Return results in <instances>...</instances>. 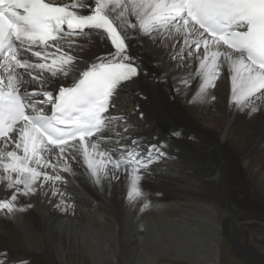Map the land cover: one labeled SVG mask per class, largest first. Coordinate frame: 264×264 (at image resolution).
<instances>
[{
  "label": "bare ground",
  "instance_id": "obj_1",
  "mask_svg": "<svg viewBox=\"0 0 264 264\" xmlns=\"http://www.w3.org/2000/svg\"><path fill=\"white\" fill-rule=\"evenodd\" d=\"M76 43L84 49L66 51L83 59L67 77L49 76L52 84L69 87L93 57L114 51L103 37ZM128 43L142 72L112 97L110 115L124 119L113 121L100 147L141 145L145 157L148 146L160 148L156 155L162 158L140 172L145 196L129 201L123 171L119 179L96 184L76 154L69 159L74 175L61 173L67 183L57 185L56 196L46 185L36 195L18 196L24 211L0 212L5 264H235L222 239L229 236L243 251L252 249L248 240L264 239L255 228L251 232L264 227V100L257 101L256 112L238 109L227 66L215 86L198 95V61L170 59L180 51L171 47L174 40L153 45L136 32ZM12 191L0 183V200ZM238 204L252 213H238ZM221 206L226 212L218 217Z\"/></svg>",
  "mask_w": 264,
  "mask_h": 264
},
{
  "label": "snow or ice",
  "instance_id": "obj_2",
  "mask_svg": "<svg viewBox=\"0 0 264 264\" xmlns=\"http://www.w3.org/2000/svg\"><path fill=\"white\" fill-rule=\"evenodd\" d=\"M136 32L153 45L174 40L171 47L180 51L170 59L198 61V95L214 87L227 66L238 109L256 112L257 101L264 100V0H0V183L13 190L0 200V212L24 211L18 196L36 195L46 185L56 196L57 185L67 183L61 173L74 175L69 159L76 154L96 184L119 179L123 171L129 201L145 196L140 172L152 163L151 155L135 147H100L113 121L124 119L108 115L111 98L142 72L128 51ZM101 37L113 52L93 57L69 87L50 82L49 76L67 77L83 59L66 49L82 51L85 45L76 41ZM182 82L187 86L188 80Z\"/></svg>",
  "mask_w": 264,
  "mask_h": 264
},
{
  "label": "rangeland",
  "instance_id": "obj_3",
  "mask_svg": "<svg viewBox=\"0 0 264 264\" xmlns=\"http://www.w3.org/2000/svg\"><path fill=\"white\" fill-rule=\"evenodd\" d=\"M163 159H165V158L163 157ZM221 208H223V209L221 210V209L217 208V210H218L217 216L218 217H220L222 215L221 212H223V213L226 212V209L223 206H221ZM235 208L237 209L238 213H240V212L241 213L242 212L252 213L246 208L245 205L243 206L242 204L236 205ZM198 213H196V216H197ZM199 215H201V214H199ZM239 217H240V215L237 216V218H239ZM247 217H248V215H247ZM261 217H264V216H261ZM192 227L194 229H197L196 226H192ZM254 228H255V230H254ZM253 230H254V232H256L259 235L261 233L264 234L263 233V231H264L263 225H259V227L253 226V229H251V232ZM222 241L225 242V244H226L225 245V249L227 251L226 252L227 255L231 256L235 260L234 261V262H236L235 264H264V239L261 240V241H256V240H253V239L252 240H248V245L252 249L251 250H246V251H243V250L239 249L238 247H236L233 239L230 238L229 236H227V239L226 238L222 239Z\"/></svg>",
  "mask_w": 264,
  "mask_h": 264
}]
</instances>
